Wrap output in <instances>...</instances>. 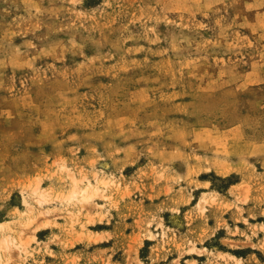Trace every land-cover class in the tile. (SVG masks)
Wrapping results in <instances>:
<instances>
[{
	"label": "rangeland",
	"instance_id": "rangeland-1",
	"mask_svg": "<svg viewBox=\"0 0 264 264\" xmlns=\"http://www.w3.org/2000/svg\"><path fill=\"white\" fill-rule=\"evenodd\" d=\"M0 220V264H264V0H0Z\"/></svg>",
	"mask_w": 264,
	"mask_h": 264
},
{
	"label": "bare ground",
	"instance_id": "bare-ground-1",
	"mask_svg": "<svg viewBox=\"0 0 264 264\" xmlns=\"http://www.w3.org/2000/svg\"><path fill=\"white\" fill-rule=\"evenodd\" d=\"M98 182L105 187H107L110 184V181L107 180V178H100L98 180ZM32 194H33L34 199L36 201H38L39 203H42L48 199L47 198L48 195L45 192L41 191L39 186H35L33 188ZM79 195L84 200H90L96 195H101V188L99 186H93V184H91V183L87 184L84 187H81L78 184L77 180H75V184H74L72 190L68 194H66L65 200L71 201V200L75 199L76 197H78ZM25 201H26V203H29L28 200H25ZM199 205L202 207L201 201L199 202ZM4 222L5 221L0 220V228H2L5 225ZM10 245H11V237L10 236H5L2 239L0 238V247L2 249H8L10 247Z\"/></svg>",
	"mask_w": 264,
	"mask_h": 264
}]
</instances>
